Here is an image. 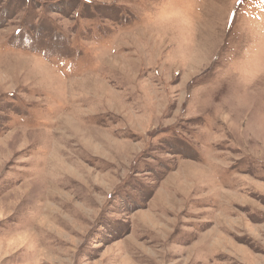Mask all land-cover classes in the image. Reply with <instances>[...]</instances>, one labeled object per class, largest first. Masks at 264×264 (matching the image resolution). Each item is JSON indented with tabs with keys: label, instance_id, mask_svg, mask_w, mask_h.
<instances>
[{
	"label": "rangeland",
	"instance_id": "rangeland-1",
	"mask_svg": "<svg viewBox=\"0 0 264 264\" xmlns=\"http://www.w3.org/2000/svg\"><path fill=\"white\" fill-rule=\"evenodd\" d=\"M0 264H264V0H0Z\"/></svg>",
	"mask_w": 264,
	"mask_h": 264
},
{
	"label": "snow or ice",
	"instance_id": "snow-or-ice-1",
	"mask_svg": "<svg viewBox=\"0 0 264 264\" xmlns=\"http://www.w3.org/2000/svg\"><path fill=\"white\" fill-rule=\"evenodd\" d=\"M237 2H239V0H237Z\"/></svg>",
	"mask_w": 264,
	"mask_h": 264
}]
</instances>
